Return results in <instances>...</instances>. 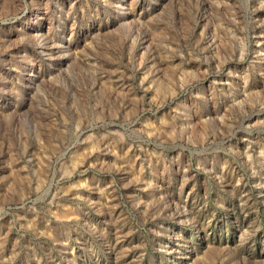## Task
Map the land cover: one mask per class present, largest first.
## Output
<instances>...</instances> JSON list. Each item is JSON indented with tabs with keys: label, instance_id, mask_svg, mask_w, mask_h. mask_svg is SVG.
<instances>
[{
	"label": "rangeland",
	"instance_id": "1",
	"mask_svg": "<svg viewBox=\"0 0 264 264\" xmlns=\"http://www.w3.org/2000/svg\"><path fill=\"white\" fill-rule=\"evenodd\" d=\"M0 264H264V0H0Z\"/></svg>",
	"mask_w": 264,
	"mask_h": 264
}]
</instances>
